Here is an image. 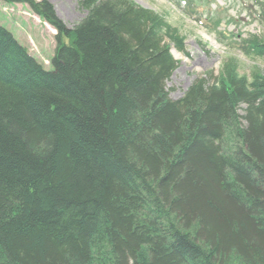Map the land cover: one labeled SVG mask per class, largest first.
<instances>
[{
  "label": "trees",
  "instance_id": "1",
  "mask_svg": "<svg viewBox=\"0 0 264 264\" xmlns=\"http://www.w3.org/2000/svg\"><path fill=\"white\" fill-rule=\"evenodd\" d=\"M2 1L57 34L48 71L0 25V264H264V74L230 58L173 100L164 15L79 0L69 28Z\"/></svg>",
  "mask_w": 264,
  "mask_h": 264
},
{
  "label": "rangeland",
  "instance_id": "2",
  "mask_svg": "<svg viewBox=\"0 0 264 264\" xmlns=\"http://www.w3.org/2000/svg\"><path fill=\"white\" fill-rule=\"evenodd\" d=\"M48 1L58 18L69 28L86 17L87 12L80 9L79 0ZM134 1L164 15L185 37L186 53L172 46L178 66L166 83L171 99H181L196 78L209 73L217 76L223 63L230 58H235L242 75L251 77L254 69L264 74V59L246 55L239 46L242 38L252 35L264 38V18L260 15L258 0H195L194 12L188 10L182 0ZM27 8L25 4L0 0V25L8 28L20 43L34 47L37 53H31L44 64L46 70H52L55 29L39 21L38 17L32 16L31 19L25 12ZM30 38L32 44L28 43ZM240 113L243 114V107Z\"/></svg>",
  "mask_w": 264,
  "mask_h": 264
},
{
  "label": "bare ground",
  "instance_id": "3",
  "mask_svg": "<svg viewBox=\"0 0 264 264\" xmlns=\"http://www.w3.org/2000/svg\"><path fill=\"white\" fill-rule=\"evenodd\" d=\"M177 54V53H176Z\"/></svg>",
  "mask_w": 264,
  "mask_h": 264
}]
</instances>
